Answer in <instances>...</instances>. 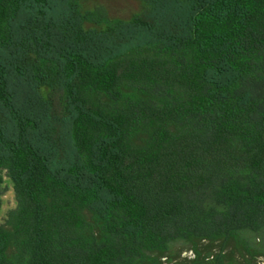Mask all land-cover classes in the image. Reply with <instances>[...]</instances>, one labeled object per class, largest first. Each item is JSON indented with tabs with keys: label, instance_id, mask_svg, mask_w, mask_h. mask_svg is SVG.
<instances>
[{
	"label": "trees",
	"instance_id": "1",
	"mask_svg": "<svg viewBox=\"0 0 264 264\" xmlns=\"http://www.w3.org/2000/svg\"><path fill=\"white\" fill-rule=\"evenodd\" d=\"M81 1L0 0V264L264 256V0Z\"/></svg>",
	"mask_w": 264,
	"mask_h": 264
},
{
	"label": "rangeland",
	"instance_id": "2",
	"mask_svg": "<svg viewBox=\"0 0 264 264\" xmlns=\"http://www.w3.org/2000/svg\"><path fill=\"white\" fill-rule=\"evenodd\" d=\"M81 7L83 11L93 10L98 7L103 8L109 19L129 20L141 13L145 5L141 0H82ZM86 27L102 29L104 24L88 23ZM0 199V226L8 228V213L16 208L17 200L13 182L7 176H4ZM261 241V239H258L256 242L259 243ZM220 249L221 244L219 242L203 241L198 246L200 256L197 259L195 253H191L192 250L183 249L177 256L163 258L162 264H205L215 254L219 253ZM223 254L224 264H264L263 255H257L252 258L249 252L237 247L234 242H230L225 246Z\"/></svg>",
	"mask_w": 264,
	"mask_h": 264
},
{
	"label": "built area",
	"instance_id": "3",
	"mask_svg": "<svg viewBox=\"0 0 264 264\" xmlns=\"http://www.w3.org/2000/svg\"><path fill=\"white\" fill-rule=\"evenodd\" d=\"M191 253H193V251H191ZM194 255V254H193ZM195 256V255H194Z\"/></svg>",
	"mask_w": 264,
	"mask_h": 264
}]
</instances>
